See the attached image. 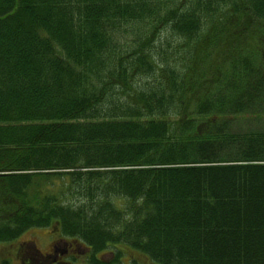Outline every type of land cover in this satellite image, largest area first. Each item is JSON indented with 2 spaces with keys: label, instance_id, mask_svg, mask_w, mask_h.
<instances>
[{
  "label": "trees",
  "instance_id": "trees-1",
  "mask_svg": "<svg viewBox=\"0 0 264 264\" xmlns=\"http://www.w3.org/2000/svg\"><path fill=\"white\" fill-rule=\"evenodd\" d=\"M261 117L264 0H0V241L264 264Z\"/></svg>",
  "mask_w": 264,
  "mask_h": 264
},
{
  "label": "flooded vegetation",
  "instance_id": "flooded-vegetation-1",
  "mask_svg": "<svg viewBox=\"0 0 264 264\" xmlns=\"http://www.w3.org/2000/svg\"><path fill=\"white\" fill-rule=\"evenodd\" d=\"M18 237L9 242L0 241V248L6 250L0 251V264H68L70 261L66 257L78 253L86 258L90 253V249L73 238L68 240L55 237L43 251L31 239L23 240Z\"/></svg>",
  "mask_w": 264,
  "mask_h": 264
},
{
  "label": "rangeland",
  "instance_id": "rangeland-1",
  "mask_svg": "<svg viewBox=\"0 0 264 264\" xmlns=\"http://www.w3.org/2000/svg\"><path fill=\"white\" fill-rule=\"evenodd\" d=\"M130 32H131L130 29L123 31V34L127 39L128 38L130 39L132 37ZM162 34L165 35L164 33H162ZM160 46H161V44H160ZM262 121H264V119L261 117V122ZM55 237L56 238L61 237V238H65L68 240L72 239L71 237L66 238V237L62 236L60 230L58 229L57 226H55V224L50 226V227H37V228L27 229L23 233H21L18 238L19 239L21 238L23 240L31 239L32 241L35 242V244L38 248L45 251L47 249L46 245L49 242H51ZM80 244L82 245V243H80ZM0 251L5 252L6 250L1 247ZM87 253H88V251H87ZM72 256L66 257V258H68V261H70V263H68V264H83V261L86 259V258H83V256L78 254V253H76ZM102 256L105 258L106 257L109 258L111 255L102 254ZM120 264H154V263L148 257L144 256L142 253H139V252L135 251L134 249L127 248L125 256L122 258V263H120Z\"/></svg>",
  "mask_w": 264,
  "mask_h": 264
}]
</instances>
